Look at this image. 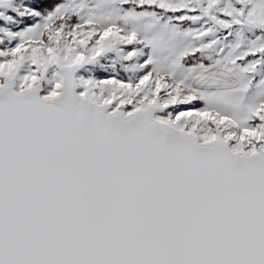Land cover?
I'll return each mask as SVG.
<instances>
[{
    "label": "snow or ice",
    "instance_id": "snow-or-ice-1",
    "mask_svg": "<svg viewBox=\"0 0 264 264\" xmlns=\"http://www.w3.org/2000/svg\"><path fill=\"white\" fill-rule=\"evenodd\" d=\"M0 264H264V0H0Z\"/></svg>",
    "mask_w": 264,
    "mask_h": 264
}]
</instances>
